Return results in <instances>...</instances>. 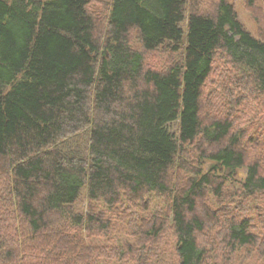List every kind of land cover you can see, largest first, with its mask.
<instances>
[{
	"label": "trees",
	"instance_id": "16d2710c",
	"mask_svg": "<svg viewBox=\"0 0 264 264\" xmlns=\"http://www.w3.org/2000/svg\"><path fill=\"white\" fill-rule=\"evenodd\" d=\"M120 262L264 264V38L231 0H0V264Z\"/></svg>",
	"mask_w": 264,
	"mask_h": 264
},
{
	"label": "rangeland",
	"instance_id": "374dc122",
	"mask_svg": "<svg viewBox=\"0 0 264 264\" xmlns=\"http://www.w3.org/2000/svg\"><path fill=\"white\" fill-rule=\"evenodd\" d=\"M233 3L238 19L241 21L243 26L255 37L264 38V0L259 2L260 8L258 6L251 5L248 6L245 4V0H231ZM253 104L252 102H250ZM255 105V104H254ZM253 105V107H255ZM209 167V163L203 164V168L207 169ZM90 202L85 196V191H83L80 195L78 202L75 205L76 211H87L90 209ZM97 209H99L97 207ZM130 211L132 214L134 213V207L130 204L126 205V210ZM106 215V214H105ZM106 216H109L108 214ZM140 217L136 215L133 217L132 222H136ZM112 218V217H111ZM119 264H128L126 262H120Z\"/></svg>",
	"mask_w": 264,
	"mask_h": 264
}]
</instances>
